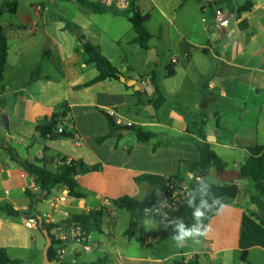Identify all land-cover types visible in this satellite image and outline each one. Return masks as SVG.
<instances>
[{"label":"crops","instance_id":"0c3cea01","mask_svg":"<svg viewBox=\"0 0 264 264\" xmlns=\"http://www.w3.org/2000/svg\"><path fill=\"white\" fill-rule=\"evenodd\" d=\"M13 1L0 0V7ZM246 5L248 11L234 14ZM137 7L151 17L149 51L132 43L135 33L126 17L95 14L77 0H19L17 12L0 19L8 43L0 113L9 119L8 127L0 126V204L20 213L17 219L0 213V249L20 264H42L46 238L38 226L28 228L25 219L31 204L27 192L44 194L8 150L35 163L49 148L53 169L63 159L101 169L77 178L84 199L71 198L63 185L57 186L32 214L59 218L52 206L63 196L62 209L72 215L103 211L101 231L91 229L84 243L69 245L60 263L55 252L50 264H264V225L252 202L255 185L241 175L223 183L212 169L215 176L204 177L230 208L210 220L213 231L201 245L178 248L172 238L163 239L174 232L172 220L193 222L186 203L164 223L146 216L137 225L114 206L119 198L143 200L154 191L150 183L136 182L141 176L178 177L193 186L186 174L192 173L189 164L200 160L204 143L222 160L224 171L239 173L249 149L264 148V0H137ZM218 9L233 16L222 31L215 23ZM86 42L100 47L126 83L106 80L78 89L98 76L95 66L87 65ZM164 53L168 63L163 68ZM153 75L165 99L159 106ZM131 81L134 86L127 84ZM66 110L64 124L75 131L74 139L37 136L39 124ZM106 115L151 133V141L139 142L134 131L122 130L99 143L110 132ZM58 233H53L56 242Z\"/></svg>","mask_w":264,"mask_h":264},{"label":"trees","instance_id":"16d2710c","mask_svg":"<svg viewBox=\"0 0 264 264\" xmlns=\"http://www.w3.org/2000/svg\"><path fill=\"white\" fill-rule=\"evenodd\" d=\"M78 3L85 9L92 11L95 14H106L112 13L116 16L126 17L133 28L135 33V38L132 43L138 45L141 49L149 51V42L152 39L150 32L147 29V23L150 21L149 14H143L137 7V0H126L128 5L126 8H119L117 5L105 6L101 3L91 2L88 0H77ZM19 0H15L10 4H6L0 7V19L5 14H15L18 10ZM249 10V6L246 5L237 11L234 12L237 16H240L242 13ZM67 29H72V26L68 23H65ZM83 50L87 55V65H94L98 71V76L87 82L83 86H80L78 89L88 88L97 83L106 81V80H116L120 81L121 73L111 64V62L102 54L100 47L94 46L89 42H86L83 46ZM8 60V43L7 38L4 32L0 29V92L4 91L3 79L4 71L6 68ZM175 71L173 68L169 67L168 76L172 77ZM37 78V73H34L31 81H34ZM152 83L156 89V92L159 94V99L156 103V106H159V103L162 105L165 101L164 97L160 92V87L156 75L152 77ZM1 105V103H0ZM110 125V132L108 135L98 139L99 143H102L117 134L120 135L122 130H132L135 132V135L139 142L148 143L152 139V135L149 132L144 131L141 128H119L115 124V120L110 116L106 115ZM67 117V110L61 114H55L50 119L45 120L43 123L39 124L37 127V133L40 138L56 141L63 139H74L75 131L69 126L64 124V121ZM60 129L62 132H60ZM201 137H204V134L198 132ZM11 158L14 162L19 164L24 171L31 177L34 178L36 183L41 187V191L44 195L34 196L30 192H27L28 197L31 200L29 207V214H26V217H34L38 220V230L44 235V231H48L49 236L52 240V247L49 250V262H52L55 258L57 242L55 240L54 231L61 227L60 225H50L41 218L37 213H33L34 207L41 203L51 191L57 186H64L68 195L71 198L75 199H84L85 194L81 192L80 187L77 183V178L80 175L89 174L93 172L100 171V166H87L82 161L63 159L61 165L57 166L56 169H53L54 158L49 154L51 150L49 148L44 149V157L41 160H37L35 163H31L28 160H20L16 153L9 149L8 150ZM250 158L247 160L244 166L240 169V175L242 178L251 179L255 185L256 195L252 197V202L256 204L261 211L260 222L264 225V148L263 147H253L249 149ZM201 157L200 160L196 163L189 164V169L193 174L200 173L204 176L209 174L212 169H217L218 173L226 169V166L223 164L222 160L216 155L214 151L211 150L209 144L204 143L200 146ZM174 179H179L178 177H172ZM136 182H148L154 186V191L147 195L143 200H137L131 197H122L114 201V206L120 210L127 211L130 216L133 224L137 225L146 217V211L151 209L153 205L157 203V200L163 197L170 195L169 189L166 181L162 177L145 175L136 179ZM157 192H161L162 196H157ZM0 213L6 215L9 218L17 219L20 217V213L14 210V208L9 204H0ZM31 215V216H30ZM103 216L102 210L90 211L83 214H71L70 220L65 224L79 227L82 231V234L85 237L89 236L90 230L101 231V219ZM215 215L211 216V219ZM209 221H205L208 223ZM191 224L193 222H186ZM174 232L166 238H172ZM243 262L246 261L245 256L242 258ZM246 263V262H245ZM0 264H20L19 261H13L10 259L7 250L0 249ZM175 264H199L197 261H176Z\"/></svg>","mask_w":264,"mask_h":264},{"label":"built area","instance_id":"2783aa9c","mask_svg":"<svg viewBox=\"0 0 264 264\" xmlns=\"http://www.w3.org/2000/svg\"><path fill=\"white\" fill-rule=\"evenodd\" d=\"M101 4L105 6H112V5H117L119 8H126L128 3L126 0H102ZM215 23L217 27L222 31L226 28L229 27L233 20V16L229 12H225L222 9H218L215 12ZM173 63L176 62L175 59L172 60ZM115 124L119 128H132L134 127V124L127 122L123 120L122 118L116 117L115 119ZM60 132L62 130L60 129ZM57 165H61V161H58ZM193 182L194 185L191 187L185 186L180 179H174V178H168L165 179L166 184L168 188H170L169 193L170 195L168 196H163L161 200L165 199L167 203V207L164 209L163 213L160 215H157L154 211H152V208L146 211V216H150L153 219H155L157 222L164 223L167 218L170 216L171 213L176 212L183 204L186 203L185 196L186 193L193 190L195 186L197 185L199 179L204 178L205 176L196 173L193 174ZM66 196L61 197L60 199L56 200L55 203L53 204V213L56 216H51L47 215L45 219V222L50 225H60L63 224L61 227L56 229L54 232H59L57 235V251H56V257L57 261L60 263L63 261L65 256L68 253V247L72 243H78L82 244L86 241L88 237H85L82 234V231L79 227L75 226L74 224L71 225H65V223L70 220L71 214L65 210L62 209V206L66 202ZM109 205V204H108ZM115 209L114 206L112 205L110 207V213L114 214ZM25 225L28 228H37L38 226V220L34 217H29L25 219ZM88 249V248H85Z\"/></svg>","mask_w":264,"mask_h":264},{"label":"clouds","instance_id":"9594fccd","mask_svg":"<svg viewBox=\"0 0 264 264\" xmlns=\"http://www.w3.org/2000/svg\"><path fill=\"white\" fill-rule=\"evenodd\" d=\"M208 175L214 177L215 173L211 171ZM193 178L192 173L186 174L187 180L191 181ZM156 195L159 197L162 196V193L157 192ZM185 200L187 206L192 209L193 223L187 224L181 218L170 222L174 229L172 239L178 248L186 247L189 242L201 245L213 231L210 222L211 216H221L230 208V205L225 203L221 197L212 193L211 183L206 178L199 179L196 187L186 193ZM167 206L165 199H158L157 203L153 205L152 211L160 215ZM205 221L209 222L205 223Z\"/></svg>","mask_w":264,"mask_h":264},{"label":"water","instance_id":"95a60500","mask_svg":"<svg viewBox=\"0 0 264 264\" xmlns=\"http://www.w3.org/2000/svg\"><path fill=\"white\" fill-rule=\"evenodd\" d=\"M74 33L76 34L77 37L80 36V31L75 30ZM83 42H85L84 39H82ZM154 54L153 51H150L149 53V59L152 60L151 55ZM120 80L123 83H126V79L123 76H120ZM130 86L135 85V81H131L130 83H127ZM0 126L1 127H8L9 126V119L8 116L4 113H0ZM39 136V134H37ZM240 177V173L238 171H222L218 174V181L219 182H233L238 180ZM66 225V224H65ZM44 236L46 238V246L44 248L43 256H44V264H50L49 262V250L52 247V240L49 236L48 231H44Z\"/></svg>","mask_w":264,"mask_h":264},{"label":"rangeland","instance_id":"374dc122","mask_svg":"<svg viewBox=\"0 0 264 264\" xmlns=\"http://www.w3.org/2000/svg\"><path fill=\"white\" fill-rule=\"evenodd\" d=\"M222 1H224V0H222ZM194 4V3H193ZM210 36L212 37V35L210 34ZM213 38V37H212ZM166 55V53H164V55L162 54L161 55V64H162V67L164 68L165 67V65H167V61H166V58L164 57ZM127 65V64H126ZM160 67V66H159ZM127 75V74H126ZM134 226L135 225H133V228H134ZM39 256H40V260H41V262H42V264L44 263V256H43V251L39 254Z\"/></svg>","mask_w":264,"mask_h":264}]
</instances>
